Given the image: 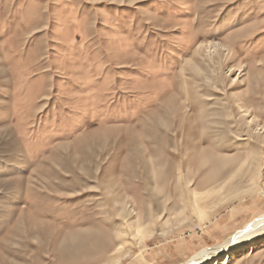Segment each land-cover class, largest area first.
<instances>
[{"label": "rangeland", "instance_id": "374dc122", "mask_svg": "<svg viewBox=\"0 0 264 264\" xmlns=\"http://www.w3.org/2000/svg\"><path fill=\"white\" fill-rule=\"evenodd\" d=\"M263 213L264 0H0V264H182Z\"/></svg>", "mask_w": 264, "mask_h": 264}, {"label": "bare ground", "instance_id": "6f19581e", "mask_svg": "<svg viewBox=\"0 0 264 264\" xmlns=\"http://www.w3.org/2000/svg\"><path fill=\"white\" fill-rule=\"evenodd\" d=\"M147 182L144 184L147 187ZM148 189V188H147ZM264 230V213L252 220L249 223H246L239 231H237L234 236H232L229 241L218 249L213 250H202L192 257H190L186 262L182 264H203L207 262L210 258L215 257L223 251H228L229 248L233 246L242 244L247 241H252L256 234Z\"/></svg>", "mask_w": 264, "mask_h": 264}]
</instances>
